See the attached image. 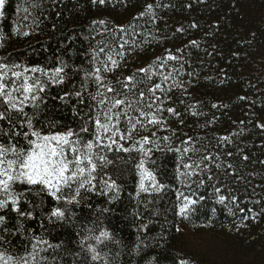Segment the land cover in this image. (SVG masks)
I'll return each mask as SVG.
<instances>
[{
	"label": "trees",
	"instance_id": "1",
	"mask_svg": "<svg viewBox=\"0 0 264 264\" xmlns=\"http://www.w3.org/2000/svg\"><path fill=\"white\" fill-rule=\"evenodd\" d=\"M148 4L153 5L152 12L140 16ZM2 12L0 62L54 68L58 59H63L69 65L90 71L89 50L103 47L97 42L104 41L116 51H123V56L114 57L119 66L103 73L105 83H111L120 92L124 89L117 81H124L125 77H135L134 83H138L134 91L147 92L153 84L161 83L160 75L151 80L147 75L167 74L177 69L173 76L182 87H172L166 93L157 90L156 95L164 101L165 109L174 108L179 116L165 110L159 115L167 131L149 126L150 131L141 135L156 131L158 137H170L173 148L198 149L189 152L185 162L208 157L201 165V168L207 166L205 170L192 177L197 183L205 180V184L199 188L193 184L191 189H186L176 177L180 153L154 152L152 159L156 163L150 166L169 188L158 196L142 194L140 202L132 198L137 182L135 169L110 167L106 171L122 187L120 198L109 204L107 197L89 194L90 199L79 206H69L75 213L71 223H49L46 215L56 202L47 196L41 201L28 193L27 199L33 205L42 203V207L36 209L32 219L18 217L10 210L0 212L6 216L10 230L0 232L7 241L0 243L2 248L22 252L31 248L30 237H43L60 248L42 252L41 256L47 260L41 264H97L81 251L79 240L88 228H94L97 233L100 228H106L112 233L113 241L100 246V250L108 253L109 264H179L181 259L189 264H264V215L255 221H242L243 216L251 217L264 209V163H261L264 129L257 126L264 124V0H106L104 5L93 4L92 0H5ZM100 20L105 25H93V21ZM193 24L197 27L193 28ZM118 26L127 32L116 31L113 37L105 31ZM14 29L29 35H14ZM121 37L134 39V43L121 50ZM168 54L180 59L167 61L160 69L157 57ZM141 68H150V72H138ZM84 71L69 70L70 80L66 85L49 90L40 121H60L65 128L78 126L72 106L81 110V114L87 112L88 104L93 103L87 93L84 104L73 99L67 106L51 97L62 95L73 86L79 90ZM171 84L170 79L162 87L167 89ZM89 90L95 92L94 81L89 82ZM193 111L197 114L193 115ZM189 137V143L182 144ZM214 186L226 197L223 204L218 202ZM25 187L18 185L17 190L24 191ZM177 191L197 201L190 205L187 216L177 215L178 205L182 203ZM233 197L245 209L243 213L233 205ZM148 200L152 203L145 208ZM104 208L110 210L97 211ZM229 208L235 215L229 213ZM21 210L32 209L22 202ZM137 212L140 220L134 216ZM18 219L24 224L23 235L19 232L12 235ZM241 223L247 227L237 230ZM141 224L148 225L142 232L138 231ZM138 236L143 243L137 253L134 249Z\"/></svg>",
	"mask_w": 264,
	"mask_h": 264
},
{
	"label": "snow or ice",
	"instance_id": "2",
	"mask_svg": "<svg viewBox=\"0 0 264 264\" xmlns=\"http://www.w3.org/2000/svg\"><path fill=\"white\" fill-rule=\"evenodd\" d=\"M92 3L104 5L106 0H92ZM4 4L5 0H0V9L4 7ZM152 8V4L146 5L144 12L139 15L145 16L151 13ZM2 15L3 12H0V16ZM92 23L93 25H105L104 20ZM192 27L195 28L197 25L193 24ZM105 31L114 37L116 31L123 33L127 32V29L118 26L116 29L106 28ZM177 31H182V29H177ZM97 34L103 35L104 33ZM14 35L28 36L29 32L14 29ZM132 35L134 37L136 33L133 31ZM130 42L134 43V39L130 41L121 37L119 48L123 50ZM97 43L104 46L90 48V63L92 64L90 71L69 65L63 59H58L54 68L0 62V212L10 210L18 217L32 219L36 209L42 207V203L33 205L27 199L28 193H32L40 197L41 201L44 196H47L56 202V206L46 215L49 223H71L75 218V213L71 212L69 206H79L90 199L89 194L107 197L109 204L120 198L122 187L106 171L110 167L119 169L122 166H131L135 169L137 182L133 199L140 202L142 194L149 197L158 196L168 189L169 185L162 183L156 170L148 166L156 163L152 159L154 152L180 153L176 177L183 188L191 189L193 184L199 188L205 184V180L200 179L197 183L192 177L200 175L205 170L207 166L201 168V165L208 157L204 156L200 161L191 163L185 162L184 159L189 152L198 151V149L173 148L170 137H158L156 131H151V135H141L143 132L150 131L149 126L153 128L159 126L160 130L167 131L165 121L159 113L166 110L173 116H179L174 108L165 109L164 101L156 95L157 90L166 93L172 87H182L181 84L175 82L173 76V73L178 70L173 68L167 74L151 72L147 75V79L151 80L153 76L160 75L161 83L153 84L147 92L134 91L138 83H134L135 77H125L124 81H117L124 89L120 92L111 83H105L103 73L111 72L119 66V61L114 57L123 56V51H116L104 41ZM179 59L175 55L168 54L164 58L157 57V62H159V68L163 69L167 61ZM69 70L72 73L84 71L79 90L73 86L71 90L63 91L62 95L51 98L59 100L66 106L73 99L77 104H84L85 93H87V98L93 103L88 104V111L83 114L75 105L72 106L73 118L78 120L76 128L71 126L65 128L60 121H40L43 106L49 98V90L66 85L70 80ZM138 72L148 74L150 68H141ZM170 79L173 80V84L167 89L163 88L162 84ZM90 81H94L96 85L95 92L89 90ZM130 84L131 87H129ZM240 99H245V97H240ZM212 106L216 107L215 104ZM26 109H31V112ZM192 114L197 113L193 111ZM257 126L264 129V124ZM222 139L226 140L227 137ZM190 140L191 137L182 141V144L187 145ZM161 142H163V147ZM148 145L150 147H147ZM109 153L112 154L111 157ZM244 159L247 160L248 157L245 156ZM216 167L219 168V165ZM197 169H200V172ZM211 179L209 175L208 180ZM18 185L26 186L24 191L17 190ZM214 190L218 202L223 204L226 197L220 194V188L214 186ZM177 196L178 199L182 198V203L178 205L177 215L187 216L191 211L190 205L196 204L197 201L181 191H177ZM22 202L28 204L32 210H21ZM151 203L152 201L148 200L145 208ZM232 203L241 213L245 211L239 207L235 197L232 198ZM109 210L108 208L97 209L98 212ZM228 211L235 215L232 208ZM247 211L252 213L253 210L248 209ZM260 215H264V209L260 213H253L251 217L243 216L242 221L249 219L255 221ZM134 216L137 220L141 219L138 212L134 213ZM147 227V224H141L138 231L142 232ZM236 227L239 230L247 225L241 223ZM9 231L6 216L0 214V232L9 233ZM17 232L22 235L24 232V224L19 219L16 230L11 234L16 235ZM86 232L87 234L79 240L81 251L88 254L91 262L109 264L108 253H102L100 246L113 241L112 233L106 228H100L98 233L94 228H88ZM30 239L32 241L31 251L26 250L22 255L13 256L7 251H0V264H41L42 261L47 260L46 257L41 256L42 252H46L49 248H60V245H53L43 237L32 236ZM161 239L164 237L162 236ZM137 240L134 251L138 253L143 241L139 236ZM6 242L5 235L0 234V243ZM114 242L119 244V241ZM76 255L79 256L80 253ZM179 264H189V261L181 259Z\"/></svg>",
	"mask_w": 264,
	"mask_h": 264
},
{
	"label": "rangeland",
	"instance_id": "3",
	"mask_svg": "<svg viewBox=\"0 0 264 264\" xmlns=\"http://www.w3.org/2000/svg\"><path fill=\"white\" fill-rule=\"evenodd\" d=\"M0 12H2V9H0ZM0 18H1V16H0ZM148 166L151 168L150 165H148ZM93 243H94V241H93ZM0 251H7V253L10 254V255L18 256V255H22L26 250L22 251V252H13V251H10V250L2 248V246L0 245ZM27 251H31V248L28 249Z\"/></svg>",
	"mask_w": 264,
	"mask_h": 264
}]
</instances>
